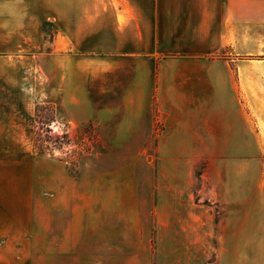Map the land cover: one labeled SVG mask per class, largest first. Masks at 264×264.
Wrapping results in <instances>:
<instances>
[{"label":"crops","instance_id":"1","mask_svg":"<svg viewBox=\"0 0 264 264\" xmlns=\"http://www.w3.org/2000/svg\"><path fill=\"white\" fill-rule=\"evenodd\" d=\"M108 3L0 0V147L25 122L35 138L36 105L50 98L103 146L159 148V201L104 204L84 264H245L247 179H264V0ZM45 23L57 26L50 37ZM202 162L217 204L195 199ZM20 200L0 186V264H43ZM249 208L262 258L264 202ZM66 243L59 259L75 248Z\"/></svg>","mask_w":264,"mask_h":264},{"label":"rangeland","instance_id":"2","mask_svg":"<svg viewBox=\"0 0 264 264\" xmlns=\"http://www.w3.org/2000/svg\"><path fill=\"white\" fill-rule=\"evenodd\" d=\"M108 2V5H113V0ZM56 28L53 23H45V37H50ZM39 103L53 102L46 98ZM51 125L58 135L66 130L70 144L47 154L37 151L35 138L31 136L32 129L26 122L21 130L11 131L13 146L0 147V166L5 161L4 169L0 167V186L11 189L13 201L16 197L24 199L20 200L25 209L24 234L42 237L43 264H58L62 260L84 264L86 257L82 246L87 236H91L93 241L98 238L100 219L105 218L106 213L104 204L134 201L153 206L159 201V193L165 186V180L158 177L159 148L103 146L105 139L99 129L77 128L75 124L70 127L59 112L57 121ZM206 168L207 163L202 162L195 169V199L217 204V196L211 194L209 184L202 177ZM253 184L247 179L245 264H264V256H260L259 236L253 233L258 229L255 222L257 212L249 208L252 204L264 202V179L257 186ZM220 210L217 207V211ZM143 212L140 211L141 214ZM67 241L75 248L70 259H59L57 247ZM92 257L94 260L97 255L93 252ZM218 260L214 258L209 264H217ZM232 263L244 264V260L236 257Z\"/></svg>","mask_w":264,"mask_h":264},{"label":"trees","instance_id":"3","mask_svg":"<svg viewBox=\"0 0 264 264\" xmlns=\"http://www.w3.org/2000/svg\"><path fill=\"white\" fill-rule=\"evenodd\" d=\"M58 112L53 103H38L35 109V146L40 154H47L55 149H63L70 144L69 133H55L52 123L57 121ZM72 172H75L72 169ZM76 173V172H75Z\"/></svg>","mask_w":264,"mask_h":264}]
</instances>
